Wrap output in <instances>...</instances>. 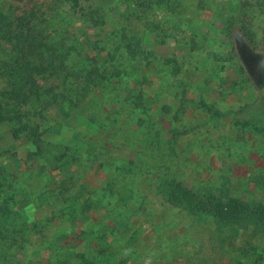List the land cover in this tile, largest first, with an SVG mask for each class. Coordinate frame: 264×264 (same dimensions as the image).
Returning <instances> with one entry per match:
<instances>
[{"label": "rangeland", "instance_id": "obj_1", "mask_svg": "<svg viewBox=\"0 0 264 264\" xmlns=\"http://www.w3.org/2000/svg\"><path fill=\"white\" fill-rule=\"evenodd\" d=\"M78 2L0 0V28L28 35L27 58L46 68L15 105L23 58L0 32V264H61L64 230L94 264H264V229L191 214L160 190L177 180L264 204V0ZM31 124L39 152L28 130L14 135ZM70 195L98 207L90 240Z\"/></svg>", "mask_w": 264, "mask_h": 264}, {"label": "trees", "instance_id": "obj_2", "mask_svg": "<svg viewBox=\"0 0 264 264\" xmlns=\"http://www.w3.org/2000/svg\"><path fill=\"white\" fill-rule=\"evenodd\" d=\"M73 1V6L77 7L79 4L78 0ZM0 32H2L1 36L4 39L10 38L11 41L14 38L16 39V41H12V47L14 48L15 56L21 55L23 58V63L20 65L19 71L16 72L15 78L10 80L11 88L6 90L7 96L9 99H12L15 102V105L27 104L31 95L37 91V75L42 74L46 68L42 67L38 63L31 62L30 59L27 58V51L31 55H33V53H37V51H31L33 43H26L28 35H24L23 32H17L14 34L16 32L14 30H9V33H6L2 28H0ZM12 32L13 35L11 36ZM126 48L130 54L138 53L137 50L132 47L131 43H128ZM48 61L49 65H52L54 59H49ZM99 74L98 68H92L85 71L84 74L81 75V81L84 84L83 87L88 89L94 85L97 78L100 76ZM23 116L24 115L22 113H17L15 118L22 122ZM24 130H28V136L31 138L32 143L39 152L41 150L40 144L42 142V135L40 136L41 133L39 132L38 126L32 124L24 126L22 128L16 129L14 131V135L18 136V134ZM160 190L168 203L174 206H182L191 214L210 215L218 222L225 224L246 225L250 223L259 229H264L263 203L251 204L240 199L239 197L230 195L226 191L216 193L213 190H209L204 194L199 195L193 192L190 188L186 187L182 182L177 180L164 181L161 184ZM65 191V186H62V195L65 194ZM79 198L80 197L77 196L73 197L72 195H70V198L67 197L66 206H68V208L72 207L71 201L74 202V199L77 200V205L74 207V211L70 215V217L72 216V220L70 221L75 227L77 225H81L82 223H86L88 229L81 231L84 234L83 238H92L91 236L97 231V229L94 228L95 223H90V220L92 218V212L98 207L94 202H90V200L88 201L85 199L84 201L80 202ZM77 222L79 223L77 224ZM74 226L70 225L67 228V231L69 230L68 232L74 233ZM59 236L64 238V244L61 241L59 243L64 249L60 253L61 264H94V261L89 257L87 252L89 250L88 243L85 244V250L80 251L78 249L72 248V246H68L70 245L69 243H71L73 236L76 238L78 237L75 235V233L70 237V234L66 233L64 230V232ZM51 241L57 242L55 238H51Z\"/></svg>", "mask_w": 264, "mask_h": 264}, {"label": "flooded vegetation", "instance_id": "obj_3", "mask_svg": "<svg viewBox=\"0 0 264 264\" xmlns=\"http://www.w3.org/2000/svg\"><path fill=\"white\" fill-rule=\"evenodd\" d=\"M259 63L261 65V71L259 72V75H258V84L261 85L264 83V62L259 59Z\"/></svg>", "mask_w": 264, "mask_h": 264}]
</instances>
